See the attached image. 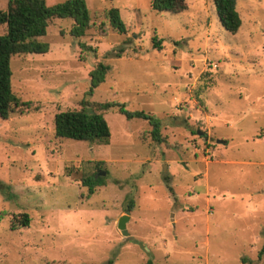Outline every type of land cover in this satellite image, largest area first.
<instances>
[{
    "label": "rangeland",
    "instance_id": "374dc122",
    "mask_svg": "<svg viewBox=\"0 0 264 264\" xmlns=\"http://www.w3.org/2000/svg\"><path fill=\"white\" fill-rule=\"evenodd\" d=\"M85 3L83 36L51 18L48 51L10 61L12 91L29 105L0 117V264H264V0L236 1L235 33L213 0L177 13L150 0ZM110 7L125 33L110 27ZM98 62L109 69L90 91ZM107 101L156 115L162 141L116 106L101 111L105 142L55 135L56 113ZM93 173L102 182L89 194Z\"/></svg>",
    "mask_w": 264,
    "mask_h": 264
},
{
    "label": "trees",
    "instance_id": "16d2710c",
    "mask_svg": "<svg viewBox=\"0 0 264 264\" xmlns=\"http://www.w3.org/2000/svg\"><path fill=\"white\" fill-rule=\"evenodd\" d=\"M237 0H213L216 13L223 28L235 33L240 27L241 20L236 10ZM152 10L161 13L167 11L177 13L186 9V0H150ZM109 25L118 33H125L126 26L122 21L119 9L110 7L106 12ZM51 18H70L73 24L70 34L75 37L83 36L90 27L91 21L85 0H64L48 5L44 0H6V7L0 9V25L4 32L0 34V117L8 118L16 108L22 109L29 102H22L13 93L11 84V58L18 54L45 53L49 49L47 42L40 39L45 35ZM160 39L153 37V46L160 49ZM122 51V49H120ZM109 66L98 62L89 72L90 91L104 81ZM116 106L118 112L126 118L139 117L145 119L151 126L150 135L154 141L161 142V121L151 112L143 110H129L123 103L107 101L96 103V108H89L88 104L78 109L60 111L54 115V133L57 137L73 140L105 142L109 135V126L101 111ZM95 173L82 179L83 185L88 187L91 194L100 185L102 177ZM168 180L167 176L164 177ZM172 193L171 188H169ZM132 208V204L128 205ZM19 222L28 224V215L21 214ZM264 253V243L258 257ZM146 264H151L148 261Z\"/></svg>",
    "mask_w": 264,
    "mask_h": 264
},
{
    "label": "water",
    "instance_id": "95a60500",
    "mask_svg": "<svg viewBox=\"0 0 264 264\" xmlns=\"http://www.w3.org/2000/svg\"><path fill=\"white\" fill-rule=\"evenodd\" d=\"M100 174L104 175V172H100ZM129 213H130V209H126L124 211V214L121 215L117 223V227L120 229V232L122 233V235H125V236L128 235V232L125 227V222L127 221L129 217Z\"/></svg>",
    "mask_w": 264,
    "mask_h": 264
}]
</instances>
